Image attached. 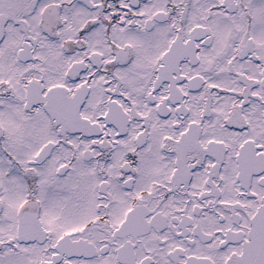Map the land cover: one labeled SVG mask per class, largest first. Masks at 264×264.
<instances>
[{
	"label": "snow or ice",
	"instance_id": "1",
	"mask_svg": "<svg viewBox=\"0 0 264 264\" xmlns=\"http://www.w3.org/2000/svg\"><path fill=\"white\" fill-rule=\"evenodd\" d=\"M0 264H264V0H0Z\"/></svg>",
	"mask_w": 264,
	"mask_h": 264
}]
</instances>
